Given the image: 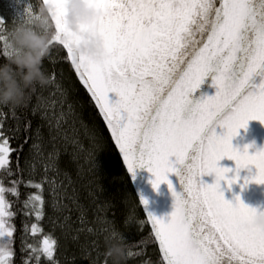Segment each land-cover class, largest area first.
<instances>
[{
    "label": "snow or ice",
    "instance_id": "obj_1",
    "mask_svg": "<svg viewBox=\"0 0 264 264\" xmlns=\"http://www.w3.org/2000/svg\"><path fill=\"white\" fill-rule=\"evenodd\" d=\"M86 2L104 13L88 28L102 41L103 57L77 55L74 46L80 39L63 19L67 0H41L39 10L50 6L52 33L45 58L57 47L64 50L133 179L136 169L147 168L154 176V189L168 185L174 198L170 219L165 222L146 213L160 264H264V229L251 227L259 212L239 197L235 203L224 198L220 181L232 170L218 166L225 157L235 162L237 175L227 179L229 185L237 182L240 169L250 166L256 169L252 180L264 184V150L249 154L247 147L240 151L231 143L250 120L264 123V0ZM13 54L10 30L0 20V56L9 60ZM46 75L48 84L55 82L54 73ZM209 75L215 94L193 102L190 94ZM110 93L118 99L112 101ZM57 103L53 94L51 106ZM68 108L71 111V104ZM8 115L0 110V237H10L7 245L0 246V264H15L12 218L16 213L8 196L18 198L20 184L36 190L24 201V208L30 210L26 214L36 221L26 230L36 242L22 247L27 251L22 264H59L58 241L40 224L45 215L44 184L49 183L57 197L56 181L47 176V162L40 181L22 178L18 157L13 169L12 153L17 149L11 145L10 132L20 129L5 128ZM11 116L18 120L15 107ZM29 127L26 122L25 131ZM217 128L226 131L218 135ZM170 174L178 178L180 191ZM211 174H215L213 184L200 179ZM249 182L246 178L245 185ZM139 201L146 209L148 201L143 197ZM111 235L117 238L115 231ZM142 254L141 248L128 251L127 257Z\"/></svg>",
    "mask_w": 264,
    "mask_h": 264
},
{
    "label": "trees",
    "instance_id": "obj_2",
    "mask_svg": "<svg viewBox=\"0 0 264 264\" xmlns=\"http://www.w3.org/2000/svg\"><path fill=\"white\" fill-rule=\"evenodd\" d=\"M27 1L32 11L39 10L41 0ZM8 6L0 0V20L11 30L21 20H16ZM5 62L7 60L0 56V64ZM42 68L46 74H55V82L37 87L38 91L30 93L25 106L15 107L18 120L11 116L12 106H0V110L9 114L6 129L17 126L20 129L10 132L11 145L17 149L12 153L13 169L18 157L22 178L40 181L47 162V176L56 181L57 197L52 195V186L44 184L45 215L40 224L45 234L58 241L55 255L59 264H103L105 260L106 264H111L104 255V247L105 238L112 237L113 231L127 244V252L143 249L139 257H127L125 264H160L157 244L117 145L89 93L77 79L70 60L64 58V50L53 49L43 60ZM53 94L55 100L60 101L55 107L51 106ZM26 122L30 123L27 131ZM34 145H39V149ZM5 183H8L7 178ZM232 189L225 182L222 192L226 191L225 196L235 203L237 193ZM35 191L20 184L19 197L8 196L11 210L16 213L12 218L15 264H22L27 256L22 247L36 242L26 230L36 222L35 218L26 214L30 210L24 208V201ZM139 221H144L143 225ZM89 227L93 232L87 231ZM81 228L84 230L79 231ZM9 240L10 237L2 243L7 245ZM42 264L47 262L42 261Z\"/></svg>",
    "mask_w": 264,
    "mask_h": 264
},
{
    "label": "clouds",
    "instance_id": "obj_3",
    "mask_svg": "<svg viewBox=\"0 0 264 264\" xmlns=\"http://www.w3.org/2000/svg\"><path fill=\"white\" fill-rule=\"evenodd\" d=\"M49 7L46 5L38 11H29L10 30L14 54L0 64V106H25L31 92L48 84L42 64L52 35ZM66 8L67 14L63 18L66 27L80 39V43L74 46L77 55L101 59L104 55L102 41L90 31H81L80 26L96 24L104 13L89 7L85 0H67ZM251 227L264 229V212L253 218ZM104 255L111 264H125L127 244L121 238L106 237Z\"/></svg>",
    "mask_w": 264,
    "mask_h": 264
},
{
    "label": "rangeland",
    "instance_id": "obj_4",
    "mask_svg": "<svg viewBox=\"0 0 264 264\" xmlns=\"http://www.w3.org/2000/svg\"><path fill=\"white\" fill-rule=\"evenodd\" d=\"M5 4L9 5V9L15 15L16 20L20 19L23 20L27 14V10L30 8L29 2L27 0H3ZM85 3L87 4L86 0ZM88 5V4H87ZM31 11V10H30ZM92 25H85L82 24L80 26L81 31H88V28ZM110 99L115 101V93H110ZM118 99V97L116 96ZM258 125L261 123L258 120H250L246 128H241L238 130V135L234 136L231 140V143L234 148L243 151L246 147L249 154H254L258 150H264V126L263 129L260 127L252 126L253 123ZM254 127V128H253ZM222 130L223 132L225 129L217 128V132ZM220 133L218 135L223 134ZM121 157V156H120ZM219 167H227L232 171L226 174L227 179H232L234 176L237 175L236 172V165L235 162L229 160L227 157L221 159L218 162ZM256 175V169L254 166H250L249 168L240 169L238 172L239 179L237 182L232 183L229 185L227 183V179L220 181V191L225 188V182L233 189V193H237V197L240 198V201L243 202L245 205L256 209L258 212H264V184H258L252 180V177ZM249 179V183L245 185V179ZM203 183L205 184H213L215 182V174L205 175L200 178ZM243 186V187H242ZM224 198L230 202L231 201L227 196L226 191H223ZM234 203V202H233ZM8 239V236L5 235L0 237V246H4L2 240Z\"/></svg>",
    "mask_w": 264,
    "mask_h": 264
},
{
    "label": "water",
    "instance_id": "obj_5",
    "mask_svg": "<svg viewBox=\"0 0 264 264\" xmlns=\"http://www.w3.org/2000/svg\"><path fill=\"white\" fill-rule=\"evenodd\" d=\"M215 92H216V88L212 84L211 75H209L204 79L200 87L195 92L190 94V99L193 102H195L196 100H199L202 97L214 95ZM119 154L126 168V171L130 177L131 183L138 196V199L143 197L148 201L146 209L144 206L141 205L145 213V216L146 213L150 212L158 218H163L165 222H167V220L170 219V215L173 211V203H174V198L172 196L171 191L168 188V185L166 183H162L158 189H154L151 183V181L154 179V176L152 175V173H150L147 170V168L136 169L135 178L133 179L132 175L127 170L126 164L123 160L122 153L120 151ZM169 179L173 181L176 190L180 191L181 189L178 178L174 174H170ZM148 224L152 231L151 222L148 221Z\"/></svg>",
    "mask_w": 264,
    "mask_h": 264
},
{
    "label": "flooded vegetation",
    "instance_id": "obj_6",
    "mask_svg": "<svg viewBox=\"0 0 264 264\" xmlns=\"http://www.w3.org/2000/svg\"><path fill=\"white\" fill-rule=\"evenodd\" d=\"M258 82V81H257ZM253 123V122H252ZM248 125V124H247ZM255 125V126H254ZM252 126H254V127H260L261 129H263V126H264V123H258V125H256V124H254L253 123V125ZM253 127V128H254Z\"/></svg>",
    "mask_w": 264,
    "mask_h": 264
},
{
    "label": "bare ground",
    "instance_id": "obj_7",
    "mask_svg": "<svg viewBox=\"0 0 264 264\" xmlns=\"http://www.w3.org/2000/svg\"><path fill=\"white\" fill-rule=\"evenodd\" d=\"M115 100H117V98H116V94H115Z\"/></svg>",
    "mask_w": 264,
    "mask_h": 264
}]
</instances>
